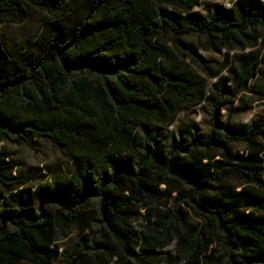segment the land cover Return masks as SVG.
Instances as JSON below:
<instances>
[{"label": "trees", "instance_id": "obj_1", "mask_svg": "<svg viewBox=\"0 0 264 264\" xmlns=\"http://www.w3.org/2000/svg\"><path fill=\"white\" fill-rule=\"evenodd\" d=\"M199 5L0 0V31L22 23L30 7L46 16L17 48L0 34V264H155L136 226L146 221L165 241L189 217L200 228L179 241L180 263L259 264L250 236L264 237L252 213L263 206L247 187L264 191V116L241 133L219 119L256 77L258 62L232 71L230 86L227 79L214 85L211 124L190 139L159 156L140 132L172 124L209 97V80L197 70L206 63L186 38L207 37L221 50L264 30L261 0L217 6L208 16L194 11ZM42 139L67 150L72 166L32 186L2 144L34 149ZM231 178L240 191L224 186ZM58 223L76 229L69 251L56 246Z\"/></svg>", "mask_w": 264, "mask_h": 264}, {"label": "rangeland", "instance_id": "obj_2", "mask_svg": "<svg viewBox=\"0 0 264 264\" xmlns=\"http://www.w3.org/2000/svg\"><path fill=\"white\" fill-rule=\"evenodd\" d=\"M239 0H200L199 7L194 11L203 16L210 15L217 6L226 9H234ZM264 3V0H261ZM27 18L19 24H5L2 26L0 34L2 40L10 48H17L22 41L33 38L45 19L42 10L34 7L27 8ZM251 40H245L236 47L230 49L216 50L208 44V38L192 35L186 38L188 43L193 44L203 57L205 68L197 70L209 80V97L207 101L198 106L183 109L178 118L164 128L142 126L140 132L153 142L158 150V155H162L174 141L190 139L195 130H205L211 124V104L212 91L215 84L221 79H227L228 86L231 85L232 71L242 70L257 61L256 77L247 85L246 90L237 96L235 102L225 104L219 113L220 122L236 133L244 132L251 122L264 116V30H258L252 34ZM264 144V143H263ZM2 149L8 154L9 158L16 166V173L30 180L31 185L35 186L38 182L48 179L56 170H69L72 160L65 149L56 147L47 139L38 140L34 149L26 145H13L3 143ZM241 148H236L239 150ZM264 158V154H262ZM264 181V176H263ZM224 186L236 188L240 191V181L235 178L228 180ZM254 197L262 204V208L254 210L253 216L264 223V191L247 187ZM200 223L197 219L189 217L185 223L175 224L172 232L165 241H157L156 230L146 221L136 226V231L141 237L149 240L148 247L153 250L150 259L155 264H182L176 258L177 247L181 239L192 237L198 229ZM59 252L69 251L77 239L74 225L57 224L56 229ZM208 238V236H207ZM256 244L257 257L259 264H264V237L256 234L250 236ZM200 249H204L205 241L200 242ZM209 247V249H211ZM263 249V251H262ZM261 250V251H260ZM55 264H59L57 261ZM219 264H228L222 260Z\"/></svg>", "mask_w": 264, "mask_h": 264}]
</instances>
